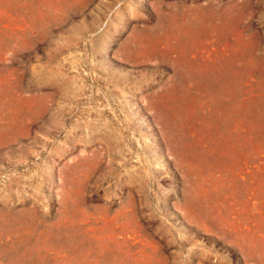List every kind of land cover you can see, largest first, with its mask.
Wrapping results in <instances>:
<instances>
[{"label": "rangeland", "instance_id": "374dc122", "mask_svg": "<svg viewBox=\"0 0 264 264\" xmlns=\"http://www.w3.org/2000/svg\"><path fill=\"white\" fill-rule=\"evenodd\" d=\"M0 264H264V0H0Z\"/></svg>", "mask_w": 264, "mask_h": 264}]
</instances>
